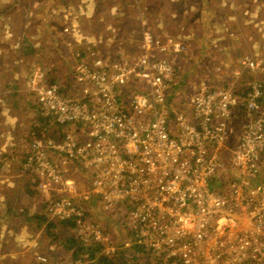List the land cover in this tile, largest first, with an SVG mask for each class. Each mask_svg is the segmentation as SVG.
I'll list each match as a JSON object with an SVG mask.
<instances>
[{
	"label": "built area",
	"instance_id": "2783aa9c",
	"mask_svg": "<svg viewBox=\"0 0 264 264\" xmlns=\"http://www.w3.org/2000/svg\"><path fill=\"white\" fill-rule=\"evenodd\" d=\"M153 39L146 35L134 53L110 62L102 44L87 58L77 53L70 70L79 88L71 94L40 71L26 81L39 117L53 126L28 146L45 181L41 192L61 194L47 201L45 214L70 223L75 239L106 243L93 213L76 203L74 183L59 175L64 160L89 176L101 213L128 212L131 240L121 250L143 249L159 264H264L258 66L243 57L220 87L200 84L183 99L168 59L184 47Z\"/></svg>",
	"mask_w": 264,
	"mask_h": 264
},
{
	"label": "rangeland",
	"instance_id": "374dc122",
	"mask_svg": "<svg viewBox=\"0 0 264 264\" xmlns=\"http://www.w3.org/2000/svg\"><path fill=\"white\" fill-rule=\"evenodd\" d=\"M29 1L33 0H25V2ZM64 1L50 0L51 5H47L49 0H39L35 5L36 14H27L40 26L44 24L43 17L50 16L52 21L51 28L42 30L38 44L23 43L26 45L18 48V55L11 47L8 52L0 49V68L5 67L6 70L14 73V75L8 76L10 78L6 79L8 81L0 80V99L5 102L0 113V236L4 235L7 240L10 234L15 236V239L9 240L5 247L1 246L2 242L0 241V250L19 252L14 255L15 259L27 258L31 252L30 245L36 239L40 244L38 245L39 249L44 248L45 243L41 244L40 238L46 235L45 230L39 232L27 230V220L37 208L45 209L48 200L61 197V194L57 192L49 197H46V193L41 192V183L45 181L37 176V167L30 161L32 156L28 153L30 142L36 138L33 135L34 127L40 125L39 115L36 113L37 105L34 100L32 101L34 96L25 89V83L33 73L40 71L46 74L47 84H50L52 77L55 78L63 88V92L71 94V90L79 88L72 84L73 77L70 70L77 53L83 54V56L85 54L87 58L94 47L102 44L106 51L104 52L106 60L110 62L118 57L120 59L134 53L146 35L156 39L155 41L168 42L171 40L179 43L181 36L185 35L189 44L180 43L184 47L183 51L178 55L170 54L171 57L168 59L174 64L176 92L178 93L182 89L183 99L192 95L200 84L220 87L227 78L224 74V68L227 66L225 64L235 65L234 62L241 60L248 50L249 52L254 51V47L257 54L248 53V56L245 57L257 64L258 77L264 81V61H262L264 58V0H94L93 2L69 0L68 11L65 12L66 18L56 17L61 3L65 5ZM15 9L17 6L10 10ZM106 9L113 13L114 17L108 18V15H104L103 12ZM82 13H84L83 16H81ZM210 13L221 15L218 24L223 27L222 32H208ZM20 14L21 12L15 13L14 18L9 16L7 19L10 21L7 22V25L0 21V28L11 25L12 21H15ZM227 18H230L229 23L225 22ZM198 22L201 24L200 26H198ZM45 24L48 25V23ZM110 24L111 27H109ZM73 26L77 32H80V27L92 29L91 33L83 35L85 42L88 38L85 44L77 46L65 44L60 47L56 45L54 48L45 49L38 47V45L52 44V41L48 37L46 38L48 32H53L57 36L63 34L66 37L65 42L70 41L67 38H71L73 31L70 30ZM102 27H105L106 33L102 31ZM226 27L230 28L229 33L225 31ZM141 28L144 30L148 28L152 35L141 32ZM64 30H68V32L66 33ZM26 33L30 36L29 31ZM8 35L1 37L0 42L6 40ZM100 35L101 39L98 40ZM217 37H221L224 42L226 39L227 44L231 45L232 55L228 58H226L227 56L225 58L215 57L216 52L212 53L208 48H205L207 45L205 42L213 44ZM15 38L13 37V41ZM98 42L100 44H96ZM242 44H250L253 49L240 47ZM34 48L36 52L33 51ZM223 52L224 49L222 54ZM240 52L242 55L237 57ZM206 53L207 57H205ZM262 54L261 59L257 60V57ZM41 62L47 63L48 67ZM232 68L237 69V64ZM240 70L243 75L249 76L248 70ZM11 89H20V91L14 93ZM48 132L42 136L47 137ZM232 136L234 138L238 136L235 123L232 125ZM60 163L64 168L68 167L67 171L60 166L61 172L66 170V174L59 173V175L63 180H71L74 183L71 191H75L76 203L84 211L95 213L93 218L101 227L106 247L113 252L114 249L120 248L125 242L130 241L131 226L128 212L120 210L112 214L101 213L95 204L96 200L89 195L91 190L89 176L82 169L67 164L64 160H60ZM27 184L29 186L24 189ZM36 184L38 186L35 188ZM56 190L63 192L64 187L56 188ZM26 193L32 197H26ZM24 206L30 207L28 210L19 209ZM22 216H25V219ZM69 226L71 227V225ZM69 233L73 235L75 244L71 245L68 242L61 246L65 250L70 246L72 250L64 257L75 259L77 263H81L85 259L89 260L83 253L80 254V257H75V255L79 250L77 243L91 244L87 241H77L74 237L73 227ZM47 247L48 244L46 249ZM132 252L133 250L127 253L128 260H131Z\"/></svg>",
	"mask_w": 264,
	"mask_h": 264
},
{
	"label": "crops",
	"instance_id": "0c3cea01",
	"mask_svg": "<svg viewBox=\"0 0 264 264\" xmlns=\"http://www.w3.org/2000/svg\"><path fill=\"white\" fill-rule=\"evenodd\" d=\"M37 1H39V0H33L32 1L33 4H32L31 1L25 2V0H0V21L4 22L6 25L9 23L8 21H10L7 19L9 16L14 18L15 13L21 12V14L18 15L17 19L15 21H12L11 25L0 28V38L9 34L6 38V40H4L3 42H0V43H2V44H0V49L4 50V52L5 51L8 52L9 47H11L14 50V53H16V55H18L17 54V52H19L18 48L26 45L23 43L27 42V43H32L33 45L38 44V41L40 39L39 35H41L42 30H45L47 28H51L50 26L52 24V21L50 19V16H48V18L43 17V23L44 24L42 26H40L38 23H35L30 17H28L27 14H30V13L36 14L37 8H35V5L38 4ZM93 1L94 0H82V2H93ZM68 2H69V0H65L64 1L65 5H63V3H61V7L57 11L56 17L57 16H60V17L66 16L65 12L68 11V5H67ZM47 5H51L50 0L47 3ZM16 6H17V9L10 10L12 7L16 8ZM109 13H110V16H109ZM103 14L108 15V18L114 17V14L111 13L110 11H108L107 9L103 12ZM83 15H84V13L81 14V16H83ZM208 18H209V28H208L209 33L216 32V31L217 32L223 31V27L220 26V24H218V22H219L218 20L221 18L220 14H214V13L211 14L210 13ZM227 21L229 23L230 18L225 19V22H227ZM45 23H48V25L46 26ZM200 25L201 24L198 22V26H200ZM111 26L112 25L110 24L109 27H111ZM102 29H103L102 31H104L105 33L107 32L105 27H102ZM226 29L227 30H225V31L229 33L230 28L226 27ZM49 30L51 31V29H49ZM27 31L30 32V36H28V33H26ZM70 31H73V33H71L72 34L71 38H67L70 41L65 42L66 37L63 36V34L57 36L53 32H48V35H46V38L48 37V39L52 41V44H46L44 46L38 45V47L45 49V48H54L56 45H57V47H60L62 45L64 46L65 44H74L75 46H77L78 44H85L88 41V38H87V41L85 42L83 35H84V33L86 35H88L89 33H91L92 29H87V27L86 28L80 27V32H77V29L74 28V26H73V27H71ZM98 32H99V30H98ZM136 32H138V31H136ZM141 32L149 33L150 35H152L151 30H148V28H147V30H144L143 28H141ZM189 32H191V31H189ZM219 36H221V35H219ZM13 37H16L15 41H13ZM193 37H194V34H193ZM221 37L215 38V41L213 42V44H208L207 42H205V44H207L205 46V48H208L212 53L216 52L214 54L215 57L225 58L227 56L226 58H228V56L232 55V53L230 52L231 45L227 44L226 39L224 42ZM227 38H228V36H227ZM99 39H101V35L98 37V40ZM60 40H62V42H59ZM180 40H181L180 41L181 44H189V41H186L185 35L181 36ZM44 41H43V43H44ZM96 44H100V42H98ZM195 44H197V43H195ZM200 44L203 46L202 43H200ZM240 47L251 48L250 44H242ZM223 49H224V52L222 54ZM251 49H253V48H251ZM253 50L254 51H250V52L248 50V53H250L251 55L257 54V50L255 49V47ZM33 51L36 52V49L34 48ZM219 53H220V56H219ZM248 53L244 54L243 57L248 56ZM241 55H242V53L240 52V54H238L237 57H239ZM251 55H250V57H252ZM262 56H263V54L260 57H257V60H260ZM205 57H207V53H206ZM240 61L241 60L234 62V64L235 65L237 64V66H238ZM262 61H264V58L262 59ZM41 63H44V62H41ZM44 65L46 67H48L47 63H44ZM225 65H227L225 68L226 69L228 68V69L226 70L224 68V70H225L224 74H226V76L228 77L236 69L232 68V67H235V65H228V63H226ZM0 70H1L0 73H2V74H0V80L10 79L8 76H10V74L14 75V73L6 70L5 67H1ZM233 73H232V76H233ZM258 74L259 73L257 70V77H258ZM261 77H263L262 74H261ZM6 81H8V80H6ZM18 87H20L19 84H18ZM11 90L14 93H18L20 91V89L19 90L18 89H11ZM4 104H5V102H4ZM67 164H69V163H67ZM68 181H71V180H68ZM90 182H91V180H90ZM89 188H90V185H89ZM29 207L30 206H24V207H21L19 209L28 210ZM37 210H38V208L31 215L30 218H32V220L30 221V218L27 220V230H30L32 232L44 231V228L37 229V230L35 229V225L37 223L36 215L38 214ZM22 217H24V219H25V216H22ZM57 238H58V241L56 243H54V246H52L50 248L47 247V249H46V245L49 244L50 239L47 235L42 236L40 238V243L41 244L45 243L44 248H43L44 250L39 249L38 245H40V244L37 243L38 240L37 239L34 240V243H32L30 245V251L31 252L27 258L21 257L20 259L19 258L15 259L14 255L19 254V252L17 253V251L9 252L6 250H0V264H39L41 258H45L46 260L49 259L51 264H60V263L56 262V261H58L57 258H59L60 256L64 257L65 255L70 254L72 252V250H68V249L65 250L64 247H61L63 245H66L68 243V240H69L68 236L65 233L62 236H57ZM13 239H15V236L13 234H10L8 240L6 239V237L4 235H1L0 236V241L2 242L1 246L5 247V244L9 240H13ZM26 251H28V250H26ZM51 254H53V256ZM146 262H147L146 257L144 258L143 256H140V254H139V264H146ZM71 264H73V263H71Z\"/></svg>",
	"mask_w": 264,
	"mask_h": 264
},
{
	"label": "trees",
	"instance_id": "16d2710c",
	"mask_svg": "<svg viewBox=\"0 0 264 264\" xmlns=\"http://www.w3.org/2000/svg\"><path fill=\"white\" fill-rule=\"evenodd\" d=\"M83 56V54H82ZM85 56V54H84ZM176 69V68H175ZM243 76V74H242ZM52 81L50 82V84H58L57 80L55 78H51ZM33 101V99H32ZM4 104V100L0 99V113H1V108L2 105ZM38 114V112H36ZM39 117V116H38ZM40 120V125L35 126L34 127V137L38 138L40 137H44L42 135H45L48 131V134L50 132H52L53 130V126L50 125L49 123H46L47 121L41 119L39 117ZM38 124V123H37ZM30 140V139H29ZM28 142V140H27ZM30 148V146H29ZM30 155V154H29ZM60 165V163H58V166ZM61 174L65 175L66 174V170L65 172H61L59 171ZM34 176V175H33ZM35 177V176H34ZM33 178V177H31ZM39 184V183H38ZM38 184H36L34 187L36 188L38 186ZM29 186V184L25 185L24 189H27V187ZM26 197H32L30 195H28L27 193L25 194ZM38 214L36 215L37 217V223L35 225V229H41L44 228L46 235L49 237L50 242L48 244V247H52L54 246V243H56L58 241L57 236H62L63 233H65L69 240V244H75V240L73 238V235L71 233H69V230H71L72 225L70 223H59L56 222L54 220L49 219V217L45 214V209L42 210V208H39L37 210ZM95 214V213H94ZM94 214L92 216H94ZM32 220V218H30V221ZM71 225V227L69 226ZM74 233V237L77 238V235ZM77 241L81 240V239H76ZM79 245V250L76 253L75 257H80V254L83 253L85 254V256L89 259V260H83L81 263L82 264H139V253L140 256H143L144 258L146 257V264H154V262L156 263H160V261H156L154 260L151 255H149L150 253H148L145 250H138L137 247H135V249L133 250L132 254V258L131 260L127 259V250H121L120 248L114 249V251L107 255L105 253L107 247L105 245V243H101V244H92L89 243L91 245H81V243H77ZM68 250H71V247L69 246ZM53 256V254H51ZM60 255V254H59ZM58 261H56L57 263L60 264H71V263H75L76 260L75 259H68L66 257H62L60 256L59 258H57ZM39 264H51L50 260L47 259V263H42L40 262Z\"/></svg>",
	"mask_w": 264,
	"mask_h": 264
},
{
	"label": "clouds",
	"instance_id": "9594fccd",
	"mask_svg": "<svg viewBox=\"0 0 264 264\" xmlns=\"http://www.w3.org/2000/svg\"><path fill=\"white\" fill-rule=\"evenodd\" d=\"M141 251V250H140Z\"/></svg>",
	"mask_w": 264,
	"mask_h": 264
}]
</instances>
